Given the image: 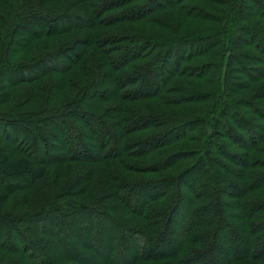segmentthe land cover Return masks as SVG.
Segmentation results:
<instances>
[{"label": "trees", "instance_id": "obj_1", "mask_svg": "<svg viewBox=\"0 0 264 264\" xmlns=\"http://www.w3.org/2000/svg\"><path fill=\"white\" fill-rule=\"evenodd\" d=\"M218 1L0 0V264H264V0Z\"/></svg>", "mask_w": 264, "mask_h": 264}, {"label": "rangeland", "instance_id": "obj_2", "mask_svg": "<svg viewBox=\"0 0 264 264\" xmlns=\"http://www.w3.org/2000/svg\"><path fill=\"white\" fill-rule=\"evenodd\" d=\"M235 4L236 3H234V5ZM232 9H233V7L230 6V0H220V1L216 2V3H214L213 13L214 14L216 13L215 15H221L222 16L225 13L229 12L228 17H232ZM168 14L170 15L171 18H173L172 21H173V24L175 26H177V23H178L177 28H179V30H181V31H191V30H194V29L206 28L205 24H201V23H198V22H195V21L185 20L182 17H180V15L178 13H176V12L171 11V12H168ZM228 17H227V19H228ZM237 23H240V22L237 21ZM211 24L209 23L208 27H211ZM235 24L236 23L234 21L233 25H235ZM213 25H215V24H213ZM146 26L147 25H144L142 23H138V24H134L133 27L135 29H137V30H142V29H147L148 30V27H146ZM166 34H167V32L164 33V35H166ZM67 38L68 37H65V36L62 37L63 40H66ZM245 39H247V37ZM50 44H52V43H50ZM63 99H65V97H61L58 100L56 99L55 103L61 102V100H63ZM1 255H3V252L0 250V256ZM5 258H7V257H5ZM248 264H257V263H248Z\"/></svg>", "mask_w": 264, "mask_h": 264}]
</instances>
